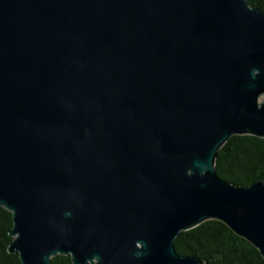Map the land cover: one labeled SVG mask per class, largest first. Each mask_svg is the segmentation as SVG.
Here are the masks:
<instances>
[{
	"label": "water",
	"instance_id": "water-1",
	"mask_svg": "<svg viewBox=\"0 0 264 264\" xmlns=\"http://www.w3.org/2000/svg\"><path fill=\"white\" fill-rule=\"evenodd\" d=\"M264 140V11L247 0H0V207L20 264H205L216 220L264 260V181L215 172Z\"/></svg>",
	"mask_w": 264,
	"mask_h": 264
},
{
	"label": "trees",
	"instance_id": "trees-1",
	"mask_svg": "<svg viewBox=\"0 0 264 264\" xmlns=\"http://www.w3.org/2000/svg\"><path fill=\"white\" fill-rule=\"evenodd\" d=\"M247 2L264 11V0ZM214 167L221 180L238 187L264 181V140L248 135L232 136L218 151ZM11 229V213L0 207V264H20L18 255L8 251ZM174 249L179 255L199 257L205 264H264L258 250L216 220L181 232L174 240ZM51 264H71V259L56 256Z\"/></svg>",
	"mask_w": 264,
	"mask_h": 264
}]
</instances>
